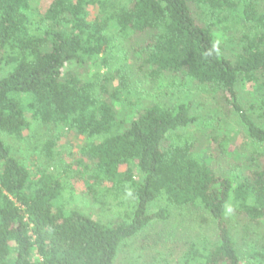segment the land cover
Instances as JSON below:
<instances>
[{"label": "trees", "instance_id": "1", "mask_svg": "<svg viewBox=\"0 0 264 264\" xmlns=\"http://www.w3.org/2000/svg\"><path fill=\"white\" fill-rule=\"evenodd\" d=\"M32 1L0 0V264H115L155 224L192 264H264V0ZM36 126L78 141L70 171L59 134L17 157Z\"/></svg>", "mask_w": 264, "mask_h": 264}, {"label": "rangeland", "instance_id": "2", "mask_svg": "<svg viewBox=\"0 0 264 264\" xmlns=\"http://www.w3.org/2000/svg\"><path fill=\"white\" fill-rule=\"evenodd\" d=\"M50 0H33L31 6L35 9L33 11L34 13L38 14L43 8H46L49 4ZM159 85L161 87H164L167 89H173L172 92L179 97L180 99H190L192 102L196 105H200V108L203 109V105H205L206 101H212V95L207 91H197L194 88V86L190 87L189 89H185V87H177L175 84L168 85L167 80H160ZM170 87V88H169ZM163 94L167 95L166 98H171V100H174L173 95L167 91H164ZM242 95H247L246 93L241 90ZM244 97V96H243ZM218 97H215V100ZM206 99V100H205ZM219 99V98H218ZM221 99V98H220ZM223 100V98L221 99ZM207 105V104H206ZM220 109H218L216 112L219 113L218 120L223 122L224 120H230L231 119V113L230 108L228 106L227 101H224L220 105ZM211 109L214 111V106H210ZM229 113V114H228ZM209 114V113H208ZM209 115H214L209 114ZM198 127H202L205 125H201L200 123H197ZM38 126L34 127L32 130L26 131V137L24 141L20 142H13V147L16 150L17 157L18 158H25L27 163H32L33 158L35 157L36 160H38V163L47 166V160L43 157L42 154V144L44 138H54L57 137L58 134L60 137L58 138V142L56 144V150L60 152V155L56 156L59 158L60 162H58L56 165L57 167H61L62 164H65L64 167L68 168L69 171L72 168V166L75 163V159L77 158L76 155H71V152H77L78 141L76 142L73 137H69L66 133V129L59 130V131H52V129L46 130L44 128H38ZM49 129V128H48ZM191 129V128H190ZM35 130L41 132L40 135L35 134ZM60 132V133H58ZM31 135V136H30ZM72 159L74 161L72 162ZM58 160L50 161L49 163H55ZM69 165L68 167L66 166ZM31 165V164H30ZM79 188L83 186V183L79 181ZM79 190H76L75 197L78 195ZM68 194V190L65 193ZM86 202H79L77 199L72 205L68 203V207H76L77 209H87L90 207L89 210H87V213L89 211L94 212L96 209H100L97 211V214L101 218H113L118 217V206H115L116 202H118L117 199L112 200L113 205L106 207V204L103 201L92 203L90 200H85ZM125 201V199H124ZM123 210V209H122ZM151 211L156 210V206L152 205L150 208ZM117 213V214H116ZM196 221L194 223H203L208 226L209 218L206 219H200L195 218ZM173 219L170 220V222L166 225L168 228L167 232H171L174 229H172V226L170 225L173 223ZM260 226L263 230L261 232L264 233V222ZM209 227V226H208ZM162 229H159L157 227V224L154 225V227L148 226L141 232H139L135 237L132 239L127 240L124 245L119 249L118 255L116 258L115 264H192L191 260H186V256H184L186 247L183 245V238L181 237L180 240L178 238L171 239L169 241L166 240V236H164L163 233H159ZM256 230H260L259 227L256 228ZM259 238H262L261 233H258ZM256 235V237H258ZM257 251H260L259 248H257ZM245 264H254L253 259L249 262L248 260H245Z\"/></svg>", "mask_w": 264, "mask_h": 264}]
</instances>
